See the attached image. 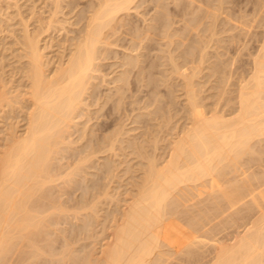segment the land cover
I'll use <instances>...</instances> for the list:
<instances>
[{
    "label": "bare ground",
    "instance_id": "6f19581e",
    "mask_svg": "<svg viewBox=\"0 0 264 264\" xmlns=\"http://www.w3.org/2000/svg\"><path fill=\"white\" fill-rule=\"evenodd\" d=\"M4 1L8 3L7 7L10 3H16V0H0V12L1 3ZM59 1L60 0H55V3L53 4H55V6H58ZM96 1L93 6H91L83 13L84 15H82V17H77L79 20L76 23H79V26L77 27L76 32L73 36L68 38L66 37V39L62 41V44L60 43L59 46L61 47V49L60 52L58 51L59 53L56 60L47 58V54L45 53L44 49L48 48L49 46L47 44V46L41 45L40 42L42 41V39L40 38L39 32H31L29 29H27L26 23L22 22V26L20 29H9L10 33H12L15 38L14 43L21 46V52L18 57L24 61L19 62V71H15V73H19L17 79L13 78L12 74L7 75V72L2 70V67L4 65H1L2 67H0V118L3 119L6 112L12 113L10 116L11 121L8 122L6 128H3L4 131H2V134L0 136V264H24V261L27 260L26 256L24 257V254L26 253H24L22 256L21 252L24 251V249L21 248L22 251H19V248L17 246L19 244L20 246L22 245L21 241L23 239H27L30 244L33 245L39 240V237L44 238V233L47 234L46 228H48V226L51 224L54 225V223L58 221L56 220V217H59L58 215H64L66 218L71 217L74 219L78 211H88L90 212V214L95 215V218H97L98 216L96 215V213L98 208L99 210L102 209V207L100 208L99 206V204L102 203L101 198L109 199L112 202L114 200L116 203L122 201V203L119 206L117 205L118 207L116 206V209L113 207L115 211L111 209H109L110 213L106 211L108 215L110 214V217H107L110 224L108 223L107 226H102L104 227V229L102 230L106 231L105 235L101 232L105 240L98 245V248H96V246L91 250L88 249V252H86L84 248V251L86 253L83 254L84 252L82 251L83 256L81 255L80 257L76 256L75 253L77 255H80V253L78 254L77 252L81 251L82 249L75 250L77 248L74 249L73 247H69L70 249L73 248L74 251H76L74 253L73 249L72 251L69 249L74 253L73 255H75L71 256L73 257L71 260L79 261L75 264H164L168 263V261L171 263H174L176 261L174 264H264V174L261 175L262 173H264V169L259 167L260 169L258 170L261 172L263 170V172H260L261 176L257 177V172L252 165V163H256V161H252V155L254 156V152L256 154L257 151H254V145H256L258 142H264V16L259 15L260 21H262L261 26L263 27V32L260 44L257 46L254 51L255 53L251 57V67L249 68L250 70L248 69L250 73L247 77L240 76V80H237V85L234 84L236 85V89L234 91L231 89L229 90L235 92V95H233L234 98H232L231 96V99L235 100L231 103H233L235 106L230 103L231 105L229 104V106L233 105L234 109L232 111V114L229 113V115H226L222 113L224 112L222 111L223 108L219 113V107H217L219 104L215 106V110H218V112H211L212 109L210 110V113H208L209 110H207L206 112L205 109H203L204 111H202L201 108L203 107V104L201 105V101L198 100L199 96L197 93L198 89H196L197 86L194 87V85H196V83L194 82V78L197 77V73L201 72H199L200 68L193 63L197 61L199 64H201L203 63V61H205V44L197 48L198 54L196 56H191V58L188 60V62H190L192 65L187 67L185 65V62L178 61L179 56L173 55L171 53L172 50H169L172 46L171 44L174 42V39H172L174 31L172 32L170 24L167 22L171 19H168L165 7L160 4V0H154L155 10L156 8L161 9V11L159 12L160 15H155L156 13L153 11L155 17H152V20H154L155 22L150 21L149 23L154 22V24L145 25L147 23L146 21L149 20H146L147 18L144 19L145 17H143L141 19H144V21L146 20L145 23H143L145 27L138 28L133 25L132 28H129L127 31H122L121 29L120 33L122 34V38H125L128 41H125L127 43L125 48L127 49L125 50L127 51V53L123 55L119 62L116 61L118 62V69L117 71H114V74L109 77L108 82L111 83V86L108 88V91L106 93H101L102 91L100 92V90L98 91L97 84L100 80H97L96 73L100 72L99 68H101L100 66L102 65L101 60L105 58L107 60L106 47L107 45H111V43L117 41V39H120V37H117L116 33L115 36L113 35V40H109L108 38L110 35L114 34L115 29L118 28L117 26L122 27L124 25V23L121 22L122 15L127 14L131 9L138 7L139 4L137 2L139 0ZM186 1L189 5L190 3L194 4L193 0ZM136 3L138 5H136ZM203 3H207V1H204ZM67 5H69V3ZM175 5L176 4H174V6ZM205 6H202L203 9ZM263 6L264 5H262V9L264 8ZM58 7H60V5ZM199 7H201V5ZM257 8L259 9L260 7ZM197 9L196 11L198 12ZM214 9H216V7ZM219 9L221 10L222 8ZM253 11H256V7ZM258 12H261L260 9ZM256 13L254 18L255 20L258 19V15L256 18ZM209 14L212 16V27H215L216 14H214V12L209 9V6L208 8L204 9V12L202 13V16L200 18L209 17ZM189 15H191V13ZM142 16L143 15H141V17ZM177 16H179V14L176 15V18H180ZM173 18L174 17H172V19ZM181 18H183V15ZM186 18L187 17L184 16L183 19ZM198 18L195 19V16L193 17V19L195 20L194 25H196V23L199 21L200 18ZM227 18L229 17L227 16ZM51 22H54V20L49 19L47 22V26H49ZM127 22L129 23V21ZM214 22L215 26H213ZM175 23L174 25H176ZM185 23H187V20ZM185 23H183V26L186 29L188 26H190V24L186 26ZM188 23H190V21ZM72 24L73 23H71V25ZM244 24L242 23L241 29L248 26L246 24L245 26H243ZM191 25L193 26V24ZM198 25H203V23H200ZM233 25L235 24L233 23ZM47 26L45 27L46 29H48ZM181 26L182 24L180 25V27ZM192 26L190 27L192 28ZM230 27H232L231 24ZM194 28L192 29L195 31ZM234 28L235 27H233V29ZM247 28L250 29V26H248ZM156 29L162 32L161 37L157 34ZM244 30L245 32H248L246 31V29ZM203 31H205V28L203 29ZM209 31L210 30H208V32ZM16 32H20L18 37L15 34ZM182 32L184 33V30H182ZM214 33L215 32H213V35ZM154 35H158L159 38H156L161 39V41L163 40L165 45H167V47H170L168 48V50H166L165 58L163 57L164 60L166 59V61L170 65V74L168 78H176L180 80L179 85L184 90L183 98H185V100H183L186 102L184 104L186 114L183 117L186 118L185 116L187 115L189 122L184 125V127H182L178 132H173L175 133L174 135H172L171 133L172 138L170 137V139L168 138V141H165L164 145H166L167 149L164 147L165 151L163 154L165 155L163 157L160 156L161 159L159 158L158 160L157 158L159 156L157 157L154 152L153 155H150V157H148L149 155H147V164H144L146 165V168H142V170H144L143 174L140 176L141 181H139L140 183L137 187L135 186L136 192H133V195H128L127 198L121 200L114 197V193L112 191L111 192L113 193V195L109 193V186H105L103 188L101 187L102 189L100 188V190L99 188L97 189L95 185H93L91 187L92 189H95V191L93 194L91 193L92 197L90 198L86 197L81 198L80 200H71V203L67 202L66 200L60 202V199V201L54 199L52 196L54 193V188L60 183L63 184V186L69 185L70 187V183L74 182V180L77 179L75 176L78 175L79 171L81 172L83 170L81 169L82 166L88 168L89 165L86 164H89L87 162L91 163V160L93 158H96L98 160L99 156H105V161L100 164L106 167L105 172L108 173L110 172V169H112L110 157L118 156L121 150L125 148L127 149V147H129L131 149V154L132 152H138V154L143 153L141 149L143 150V148L145 147H143L144 145H142L140 142L137 143V141H134V135L133 137H125L128 131L133 128L129 127L130 129H125L124 125H119L114 128V126L116 125V119L112 118L111 114L114 111H118L120 104L124 101V98L127 97V95H125L126 91H131L134 93L138 90V86L134 84V81L141 82L142 80H144V84H141L147 87L148 95L156 91V85L152 77V68L159 66H155V63L152 61V59H150V56L148 54L151 49L149 41L154 39ZM181 36L185 38L186 35L184 36V34H181ZM186 38H188V36ZM198 38L200 39V37ZM179 40L178 42H176L180 47L182 46V44L179 45ZM243 41L242 45L245 42ZM200 42L203 41L201 40ZM162 45L163 44H161V46ZM196 45L199 46L198 44ZM128 49L130 51L129 53ZM141 50H144V52ZM185 54L191 55L188 50L187 52H185ZM182 58L184 61V54ZM163 62L164 61H162L163 65H167L165 62ZM112 64L114 63H111V65ZM207 64L208 63H206L205 65L208 67ZM219 66L218 64H214L212 66L210 65L209 68L212 70V73L215 71L216 74V71L219 72ZM160 68L164 70V68ZM155 71H157V69L154 70V72ZM223 73L224 72H222V74ZM171 75L174 76L171 77ZM227 77H229V75ZM95 78L97 80V83L94 82ZM224 79L229 78L225 77ZM15 81H17V84L15 83ZM228 82L229 80L227 81V84ZM13 83H15L16 85H14ZM170 85H172V83ZM170 85L168 86L170 87ZM165 86L167 87V85ZM225 87H227V85ZM172 88L171 91L173 90ZM221 92L224 93V91L222 90ZM129 96L131 97V95ZM88 98L92 99V102H85V100H87ZM217 100H219V98ZM177 101L175 104L178 103ZM91 104H94L96 105L95 107H97L96 109L94 108V113L96 114L95 116L89 115V111L87 108L88 106L90 108ZM163 104L164 102L162 103V105ZM147 105H149V103ZM147 105L145 106L146 108ZM172 108L175 107L172 106ZM177 108L180 109L179 107ZM224 109L226 110V107ZM159 110H161V108L156 106L155 108H152V110H146V114L150 115L151 113H153L156 115L157 113H160L161 115V112H159ZM14 111H16L15 115ZM100 111H102V113L99 114L98 112ZM228 112L229 111L224 113ZM165 113L166 112H164V114ZM82 116L83 120L81 121V126L77 128V130L79 131V135L76 138L77 140L79 139V141L81 139L83 141L84 139V141H81L82 143L79 144L81 145V150L79 149L81 155L73 164L68 163L64 170L59 171L58 169L60 167L57 169L56 166L53 165V160L57 159V155L59 153H63L65 155L66 152L64 151V153L62 150H67V148L70 147L71 143L74 140H68L70 138L69 134L71 133L70 128L72 127V129H76L75 127H73L78 123L75 119L77 117H79L80 119V117ZM101 116L105 119L96 121L97 126L99 127L94 128L93 123H88L92 117L100 120L99 117ZM137 116L138 114H134L131 121L135 122ZM181 117L182 116H180V118ZM5 118L7 119L6 116ZM126 119L127 117L125 118V120ZM138 119L140 120V118ZM152 120L150 119V122ZM167 122H165V124L161 122V124L166 125ZM166 129L167 128H165V131ZM150 132H148V134ZM66 138L68 139L66 140ZM155 139L153 141L151 140L153 142L154 148L157 146ZM74 144L75 143L73 142L72 146ZM68 149L70 151L71 148ZM72 149L77 148L72 147ZM79 150H77L78 153ZM118 150H120L119 153H117ZM161 153L162 150L159 154ZM257 154H259V151ZM262 155L264 156V154ZM256 159H261V157ZM261 160L259 161L262 165L263 163L261 162ZM258 166H260V164ZM227 174L231 176L228 178L226 176ZM74 177L76 179H74ZM69 192L70 191H67L66 193ZM60 197L58 196V198ZM205 199H208V203L204 204L202 202ZM188 206L193 208L195 207L194 209L190 208V210L195 211H189ZM76 209L77 211L71 212V210ZM69 211L70 214L67 213ZM106 212H104L105 215ZM63 213H66L67 215ZM104 213L102 215H104ZM176 213H182L180 215H183L181 216V218L179 215V219L184 220H182L184 223H182L180 227H177V224L175 225L173 223L174 220H172V216H174ZM97 214L99 215V212ZM105 215L104 218H106ZM64 216H62V222H64L63 218L65 220ZM85 216L90 218V216ZM85 216H82V219L84 221L89 220V218L85 219ZM176 216L177 215H175V217ZM219 216H226L225 218H227V216L230 217L231 220L227 221L231 222L232 224L235 223L236 225L231 224L233 227H235V229L237 227H241V229L237 228V231H235V229L233 228L236 233H234V235L233 233H231L233 236L230 237V240L228 242L227 240L224 241L225 239L221 241L220 238H216L218 237V232H220L219 230H223L221 228L224 226L220 224L218 226L219 228H221L219 230L217 229L218 226L214 221H220L221 218ZM99 217L102 216L99 215ZM218 217L219 219L216 220ZM68 220L66 219L65 222ZM96 220L97 219H95L94 221V219L92 218V220L90 219L89 223L87 224L85 221V224L87 226L90 225V228L92 229L91 222H96ZM227 221L225 222L228 223ZM225 222H223L225 225L230 226L229 223L226 224ZM98 223H100V221ZM94 224L93 228L95 227ZM86 225L84 227H86ZM215 226L217 227L215 228ZM225 227L226 226H224V228ZM214 229H217L218 232L214 231ZM85 230L87 229L83 228L80 233H86ZM90 230L88 231V233L90 232ZM211 230L213 234H211ZM92 231L93 230H91V232ZM209 231L210 233H208ZM63 232L65 233V230ZM95 232L93 234H96ZM60 233H57L58 236ZM80 233L79 235H81ZM92 233L89 234L91 235ZM77 235L78 234L75 235L76 237L74 236V238H72L74 241H70L71 238L69 239L70 242L67 241V238L63 239L65 241V245L72 244L73 242H76L78 238H82L79 235V237L77 238ZM87 235L86 237L90 236ZM96 235H94L93 237H95ZM98 236L100 237V235ZM61 237L62 236H59V238ZM65 237L71 236H65L64 234V238ZM95 238L97 241L98 238ZM99 241H101V239H99ZM99 241L97 242L99 243ZM60 242H62V240H60ZM197 242L199 246L197 244V246L193 245ZM49 245L52 246V244ZM43 246L44 245H42L41 247ZM191 246L194 247V249H191ZM185 248H187V250H185ZM36 249L34 251H36ZM51 251H53V249ZM176 252H178L177 254H179L180 252V254L178 256L175 254L176 258H174L172 255H174V253ZM181 253L184 255L183 257H181ZM31 254L33 255V253ZM58 254L61 253L58 252ZM29 255H27V257ZM34 257H36V255ZM30 258L33 259L32 256ZM60 258H62L61 255ZM60 258L56 260L58 261L57 263H59V261L62 262V260L65 261L68 259V257H64V259L62 258L61 260ZM171 258H174L176 260L174 261ZM32 261L34 262V259L29 262L32 264ZM42 261L43 263H45L43 259H41V262ZM64 261L62 263H64Z\"/></svg>",
    "mask_w": 264,
    "mask_h": 264
},
{
    "label": "rangeland",
    "instance_id": "374dc122",
    "mask_svg": "<svg viewBox=\"0 0 264 264\" xmlns=\"http://www.w3.org/2000/svg\"><path fill=\"white\" fill-rule=\"evenodd\" d=\"M55 0H16V5L13 4V3H10L9 6L7 7L8 3L6 1L2 2L1 3V12H0V67H2V70L3 71H6L7 72V75L9 74H12L13 75V78L17 79L18 78V75L19 73H15L18 72V67H19V62H23L24 60L20 59L18 57V55H20V52H21V46L18 45V44H15L14 42V36L12 33H10V30L11 29H20L21 26H22V22L26 23L27 24V29H29L31 32H36L40 34V38L42 39V41L40 42L41 45H48L49 47L48 48H45L44 51L45 53L47 54V58H50L51 60H56L57 58V55L58 53L60 52V49L61 47L59 46L60 43L62 44V41H64L66 39V37H71L75 34L76 32V29L77 27L79 26V23H76L80 18L82 17V15H84L83 13L88 10L91 6H93L95 4V1L96 0H60L59 1V5L60 7L58 6H55V3L54 2ZM63 1V2H62ZM165 0H160V4H162L164 7H165V10L167 12V17L168 19H171L169 21H167L169 24H170V28L172 30V32L174 33L173 35V38L174 39V42L171 44V48L170 47H167V45H165V43L163 42V40L161 41V39H157L159 38L158 35H160L161 37V31H159L158 29L154 30L157 32V36L154 35V39H152L150 42V47L152 49H150L149 51V56H150V59H152V61L155 63V66H159V67H153V71H152V77L154 79V82H155V85H156V91L150 95H148L147 93V87H145L143 84H144V80H142L141 82H136L134 81V84L138 86V90L136 92H131V91H126L125 92V95H127V97L124 98V101L120 104L119 106V109L118 111H114L112 112L111 114V117L112 118H115L116 119V125L114 126L117 127L119 125H124L125 129H130V128H133L131 130L128 131L127 135L126 136H129V137H133L134 135V141H137V143H141L142 145H144L143 147V150L141 149V151L144 153L142 154H138V152H132V154L130 153L131 149L129 147H127V149H123L121 150H118L117 153H119V157L118 156H111L110 158V163L112 165V169H110V172L106 173L105 170H106V167L102 166V164L100 163H103L105 161V156H99L98 160L96 158H93L91 160V163L90 162H87L89 164H86V165H89V167H85V166H82L81 169H83L81 172L79 171L78 175L74 177V182L70 183V187L69 185L66 186L63 184H59L58 186H56L55 189L54 188V193H53V198L54 199H57L58 201L60 202H63L64 200H66L67 202L71 203L73 200H80L81 198H86V197H92V194L94 193L95 189H92L91 186L95 185V187L98 189H100L101 187H105V186H109L108 190H109V193L113 195L114 193V197L116 198H119V199H124V198H127L128 195H133L132 193L136 192L135 188L138 186V184L140 183L139 181H141V178L140 176L143 174V170L146 168V165H144L145 163L147 164V155H149L148 157H150V155H153V152L154 154L158 157H156L158 160L160 158V156H164L165 154L164 151H165V148L167 149L166 145L165 144V141H168V138L170 139V137L172 135H174L176 132H178L182 127H184V125H186L188 122H189V119L187 118V115L185 116L186 118H184L183 116L186 114L185 113V98H183L184 96V90L182 89V87L179 85L180 84V80L176 79V78H168L169 77V70H170V65L168 64V62L166 61V59L164 60L165 58V55H166V50H168V48H170L169 50H172L171 53L173 55H178L179 58H178V61H181V62H185V65L188 67L190 65H192L190 62H188V60L191 58V56H196L198 54V49L200 46L204 45L205 44V47H204V51H205V54H204V60L203 63L199 64L197 61H195L193 64H196L200 70L199 72L201 73H197V77L194 78V82L196 83L195 86L197 90V93H198V100L201 101V105L203 104V107L201 108L202 111H204L203 109H205V111L207 112V110H209L208 113H210V110L212 109L211 112L213 111H217L218 110H215V106L219 107V113L221 112L222 108L224 112H227L229 111L228 113H224L222 112L223 114H226V115H229V113L232 114V111L234 109V104L231 103V102H234L235 100L231 99V96L232 98H234L233 95H235V92H233L235 89H236V85L238 83V81L240 80V76L242 77H247L248 74L250 73V67H251V57L252 55L255 53V49L257 48V46L260 44V41H261V38H262V32H263V27L261 26L262 25V21H260V18H259V15L261 16H264V8L262 9V5H264V0H263V3H262V0H193L194 4L190 3V5L187 3L186 0H166L165 2H163ZM206 2L207 3H203V2ZM209 1V2H208ZM260 3L262 4H258L257 3ZM143 2V3H142ZM174 2V3H173ZM197 2V3H195ZM66 3V4H65ZM69 3V5H67ZM97 3V1H96ZM139 4L138 7L136 8H133L130 10L129 13L127 14H123L122 17H121V22L124 23V25L122 27L120 26H117L118 28L115 29V32L114 34L110 35L109 36V40H113L114 39V36L117 34V37L120 39H117V41H115L114 43H111V45H107L106 49H107V60L106 58L101 60L102 62V65L100 66L101 68L100 69V72L99 73H96L97 75V80H100L98 81V91L100 90L101 93H106L108 91V88L111 86V83L108 82L109 81V77L111 75L114 74V71H117L118 67V62L120 61V59L123 57V55L125 53H127V49L126 48V45L128 42L127 39L125 38H122V34L120 33L121 29L122 31H127L129 28H132V26L134 25L135 27H138V28H142V27H145V25L147 24H154V20H152V17H155V15H160L159 12L161 11L160 8H156L155 10V2L154 0H139L137 2ZM136 3V5H138ZM142 3V5H141ZM179 3V4H178ZM186 3H187V6H186ZM199 3H203V4H199ZM211 3V4H210ZM215 3V4H214ZM75 4V5H74ZM174 4H176L174 6ZM197 4V5H196ZM199 4V5H198ZM221 6H220V5ZM13 5V6H11ZM62 5V6H61ZM141 5V6H140ZM179 5V6H177ZM201 5L202 6H205V8H208L209 6V9L214 12V14H216V26H215V22H214V25L215 27H212V16L209 14V17H204V18H200L202 16V13L204 12V9L203 7H199ZM218 5V6H217ZM174 6V7H173ZM195 6V7H194ZM214 6V7H213ZM220 6V7H219ZM52 7V8H51ZM152 9H151V8ZM178 7H179V10H178ZM198 7V9H197ZM216 7V9H219V8H222L220 11L219 10H216L214 9ZM256 7V11L260 9V11L262 12H258L256 13V11L254 12L253 10L255 9ZM257 7H260L259 9ZM264 7V6H263ZM71 8V9H69ZM85 10H84V9ZM142 8V9H141ZM190 8V9H189ZM195 8V9H194ZM74 9V10H73ZM154 9V10H153ZM196 9L198 10V12L196 11ZM203 9V10H201ZM231 9V10H230ZM262 9V10H261ZM56 10V11H55ZM136 10V11H135ZM142 10V11H141ZM215 10V11H213ZM223 10V11H222ZM51 11V12H50ZM55 11V13H54ZM156 13L154 15V12ZM157 11V12H156ZM182 11V12H181ZM196 11V12H195ZM17 12V13H16ZM19 12V13H18ZM185 12V13H184ZM188 14H187V13ZM191 15H189L190 13ZM219 12V13H218ZM222 12V13H221ZM2 13V14H1ZM55 15H54V14ZM58 13V14H57ZM139 13V14H138ZM176 13V14H175ZM193 13V14H192ZM198 13V14H196ZM230 13V14H229ZM255 13H256V18H257V15H258V19L255 20ZM260 13V14H258ZM51 14V15H50ZM53 14V15H52ZM137 14V15H135ZM154 16H153V15ZM177 17H180V18H176V15H178ZM186 14V15H184ZM50 17H49V16ZM127 15V16H126ZM140 15V16H139ZM141 15H143L141 17ZM152 15V16H151ZM183 15V18L184 16H186L187 18L186 19H183L181 18ZM188 15V16H187ZM193 15V16H192ZM198 15V16H196ZM2 16V17H1ZM192 16V17H191ZM195 16V19L198 18L199 21L196 23V25H194V22L195 20L193 19V17ZM227 16L229 18H227ZM48 17V18H47ZM52 17V18H51ZM78 17V18H77ZM145 17L144 19L146 20H149V21H146L147 23L144 25L143 23H145L144 19L142 20L141 18ZM150 17V19H149ZM172 17H174L172 19ZM191 17V18H190ZM197 17V18H196ZM231 17V18H230ZM176 18V19H175ZM207 18V19H205ZM228 19V22H227V19ZM49 19H52L54 20V22H51L49 26H47V22ZM139 19V20H138ZM182 19V21H181ZM174 20V21H172ZM184 20V21H183ZM187 20V23L190 21V23H185ZM191 20H194V21H191ZM231 20V21H230ZM236 20V21H235ZM259 20V21H258ZM2 21V22H1ZM127 21H129V24ZM132 21V22H130ZM150 21H154V22H151L149 23ZM171 21V22H170ZM206 21V22H205ZM209 25H208V23ZM210 21V22H209ZM225 21V22H224ZM64 22V23H63ZM127 22V23H126ZM136 22V23H135ZM187 25L190 24V26H192L191 24H193V27L195 29V31L190 27L188 26L186 29L185 27L183 26V23ZM218 22V23H217ZM230 22V23H229ZM256 22V23H255ZM71 23H73L71 25ZM76 23V24H75ZM139 23V24H138ZM173 23V24H172ZM174 23L176 25H174ZM180 23V24H179ZM200 23H203V25H198ZM205 23V24H204ZM233 23L235 25H233ZM242 23L250 26V29L247 28L248 26L246 27H243L242 28ZM3 24V25H2ZM53 24V25H52ZM60 24V25H59ZM70 24V25H69ZM139 26H137V25ZM178 24V26H177ZM182 24V26L180 27V25ZM226 24V25H225ZM229 24V25H228ZM230 24L232 27H230ZM245 24L243 26H245ZM258 26H257V25ZM29 25V26H28ZM47 26L48 29H46L45 27ZM75 25V26H74ZM131 25V27H130ZM143 25V26H141ZM199 28H198V26ZM241 25V26H240ZM74 26V27H73ZM157 26V25H156ZM173 28H172V27ZM127 27V28H126ZM180 27V28H179ZM197 27V28H196ZM227 27V29H226ZM233 27H235L233 29ZM240 27V28H239ZM40 28V29H39ZM42 28V29H41ZM69 28V29H68ZM190 28V29H189ZM205 28V31H203V29ZM211 28V29H209ZM213 28V29H212ZM215 28V29H214ZM233 30H232V29ZM10 29V30H9ZM73 29V30H72ZM192 29V30H191ZM199 29V30H198ZM210 30L208 32V30ZM239 29V30H238ZM248 31V32H245V30ZM3 30V31H2ZM178 30V31H177ZM182 30H184V33L182 32ZM198 30V31H197ZM212 30H215V31H212ZM225 30V31H224ZM230 30V31H228ZM251 32H250V31ZM9 31V32H8ZM188 34H187V32ZM190 31V32H189ZM203 31V32H202ZM217 31V33H216ZM244 33H242V32ZM65 32V33H64ZM72 32V33H71ZM119 32V34H118ZM182 32V33H181ZM186 32V34H185ZM198 32V33H197ZM213 32L214 35H213ZM19 33L20 32H16L15 34L17 35V37L19 36ZM67 33V34H66ZM116 33V34H115ZM160 33V34H159ZM177 33V34H176ZM197 35H196V34ZM210 33V34H208ZM212 33V34H211ZM12 34V35H11ZM180 34V35H178ZM181 34L185 36V38L188 36V38H183V36H181ZM199 34V35H198ZM216 34V35H215ZM247 34V35H246ZM250 34V35H249ZM114 35V36H113ZM120 35V36H119ZM176 35V36H175ZM236 35V36H235ZM246 35V36H245ZM113 36V38H112ZM180 38H179V37ZM202 36V37H201ZM206 36V37H205ZM231 36V37H230ZM112 39H111V38ZM157 37V38H156ZM200 37V39L198 38ZM241 37V38H240ZM176 38V40H175ZM185 40H183V39ZM206 38V39H205ZM212 38V39H210ZM124 39V40H123ZM165 39V38H164ZM180 39V40H179ZM205 39V40H204ZM243 39V40H241ZM122 40V41H121ZM157 40V41H156ZM178 40H179V45L182 44V46H178ZM198 40V42H197ZM203 41V42H200V41ZM209 40V41H208ZM240 40V41H239ZM119 41V42H118ZM126 41V42H125ZM165 41V40H164ZM177 41V42H176ZM191 41V42H189ZM196 41V42H195ZM212 41V42H211ZM230 41V42H229ZM242 41L244 42V44L242 45ZM50 42V43H49ZM163 42V43H162ZM183 42V43H182ZM58 43V44H57ZM122 43V44H121ZM185 43V44H184ZM208 43V44H207ZM124 44V45H123ZM152 44V45H151ZM161 44H163L161 46ZM173 44H174V47H173ZM196 44H198L199 46H197ZM46 45V46H47ZM53 45V46H52ZM123 45V46H122ZM165 45V46H164ZM192 45V46H190ZM207 45V46H206ZM20 46V48H19ZM115 46V47H114ZM117 46V47H116ZM121 46V47H120ZM211 46V47H210ZM219 46V47H218ZM241 46V47H240ZM124 47V48H123ZM176 47V48H175ZM188 47V48H187ZM196 47V48H195ZM207 47V48H206ZM223 47V48H222ZM228 47V48H227ZM243 47V48H242ZM6 48V49H5ZM8 48V49H7ZM166 48V49H164ZM180 48V49H179ZM210 48V49H209ZM47 49V50H46ZM124 49V50H123ZM175 49V50H174ZM176 49H177V52H176ZM191 49V50H189ZM207 49V50H206ZM228 49V50H227ZM56 50V51H55ZM122 50V51H121ZM188 52L191 53V55L189 54H185V52ZM226 50V51H225ZM59 51V52H58ZM144 52V50H141ZM175 51V52H174ZM179 51V52H178ZM185 51V52H184ZM193 51V53H192ZM209 51V52H208ZM222 51V52H221ZM224 51V52H223ZM12 52V53H11ZM119 52V54H118ZM123 52V54H122ZM129 49H128V53H129ZM226 52V53H225ZM131 53H134V52H131ZM157 53V54H156ZM177 53V54H176ZM180 54V55H179ZM184 54V61H183V56ZM207 54V55H206ZM222 54V55H221ZM15 56V57H14ZM159 56V57H158ZM3 57V58H2ZM5 57V58H4ZM161 57V58H160ZM164 57V58H163ZM181 57V59H180ZM187 57V58H185ZM214 57V58H213ZM218 57V58H217ZM232 59V63H231V59ZM20 59V60H19ZM109 59V60H108ZM219 59V60H218ZM19 60V61H18ZM159 60V62H158ZM218 60V61H217ZM118 61V62H116ZM162 61H164L167 65H163L162 64ZM187 61V62H186ZM215 61V62H214ZM163 62V63H164ZM218 62V63H217ZM250 62V63H249ZM105 63V64H104ZM111 63H114L111 65ZM206 63H208V67L205 65ZM222 63V64H220ZM214 65V64H218V71L220 72H217L216 71V74H215V71L212 73V70L209 68L210 65ZM229 66H228V65ZM2 65V66H1ZM110 66V67H108ZM184 66V67H186ZM203 66V67H202ZM117 67V68H116ZM160 67L164 68V70H162ZM168 67V68H167ZM205 67V68H204ZM207 67V68H206ZM5 68V69H4ZM17 68V69H16ZM112 68V69H111ZM220 68V69H219ZM225 68V69H224ZM236 68V69H235ZM155 72H158V73H155L154 70H156ZM202 69V70H201ZM223 69V70H222ZM231 69V70H230ZM249 69V70H248ZM227 70V71H226ZM163 71V73H162ZM208 71V72H207ZM224 72L222 74V72ZM230 71V72H229ZM109 72V73H108ZM113 72V73H112ZM154 72V73H153ZM167 72V73H166ZM14 73V74H13ZM228 73V74H227ZM247 73V75H246ZM234 74V75H233ZM245 74V75H244ZM106 75V76H105ZM156 75V76H155ZM159 75V76H158ZM211 75V76H210ZM229 75V77L227 76ZM161 76V77H160ZM174 76V75H173ZM171 75V77H173ZM199 76V77H198ZM99 77V78H98ZM163 77V78H162ZM165 77V78H164ZM220 77V78H218ZM229 78V79H224V78ZM232 77V78H231ZM96 78L93 80L95 83H97V80ZM101 79H102V83L101 82ZM198 79V80H197ZM19 80V79H18ZM156 80V81H155ZM162 80V81H161ZM172 80V81H171ZM225 80H226V84H225ZM229 80L228 84H227V81ZM238 80V81H237ZM167 81V83H166ZM223 81V82H222ZM160 82H164L163 84L160 83ZM178 82V83H177ZM15 83L17 84V81H15ZM15 83H13L14 85H16ZM143 83V84H141ZM172 83V85H170ZM194 83V84H195ZM218 83V84H217ZM220 84V85H219ZM225 84V85H224ZM233 84V85H232ZM236 84V85H234ZM101 85V87H100ZM162 85V86H161ZM167 85V87L165 86ZM170 85V87L168 86ZM178 85V86H176ZM223 85V86H221ZM227 85V87H225ZM108 86V87H106ZM135 86V87H137ZM145 87V88H144ZM173 87V88H172ZM175 87V88H174ZM181 87V88H180ZM215 87V88H214ZM217 87V88H216ZM224 87V88H223ZM105 88V89H104ZM161 88V89H160ZM164 88V89H162ZM171 88L173 89L171 91ZM177 88V89H176ZM222 88V89H221ZM144 89V90H143ZM160 89V90H158ZM175 89V90H174ZM181 89V90H180ZM226 89V90H224ZM233 90V91H229V90ZM143 90V91H142ZM145 90H146V93H145ZM164 90V91H162ZM166 90H167V94H166ZM224 91V93L221 92ZM158 91V93H157ZM170 91V92H169ZM181 93H180V92ZM199 91V92H198ZM131 92V93H130ZM161 92V93H159ZM164 92V94H163ZM183 92V93H182ZM233 92V93H232ZM159 94H162V95H159ZM165 94H166V97H165ZM171 94H172V98H171ZM179 94V95H178ZM131 95V97L129 96ZM154 95V96H153ZM175 96V99H174V96ZM149 96V97H148ZM221 96V97H219ZM134 97V98H133ZM227 99H226V98ZM128 98V99H127ZM157 98V100H156ZM219 98V100H217ZM229 98V99H228ZM184 99V100H183ZM227 101H226V100ZM179 100V101H177ZM203 100V101H202ZM223 100V101H222ZM230 100V101H229ZM126 101V102H125ZM155 101V102H154ZM158 101V102H157ZM168 101V102H167ZM176 101L178 102L177 104ZM182 101V102H181ZM85 102H92V99L88 98L87 100H85ZM125 102V103H124ZM164 102V104L162 105V103ZM228 102V103H227ZM149 103V105H147ZM160 105H158V104ZM169 105H168V104ZM222 103V104H220ZM233 104L232 106H229V104ZM125 104V105H124ZM227 104V105H225ZM230 104V105H231ZM94 105V104H93ZM92 104L90 105V108L88 106V111H89V115L91 116H95L96 114L94 113L95 112V109L97 107H95L96 105L93 106ZM122 105V107H121ZM147 105V108L145 107ZM154 105V106H153ZM206 105V106H205ZM214 105V107H213ZM224 105V106H223ZM149 106V107H148ZM160 107L161 110H159V112H161V115L160 113H157L156 115L151 113L150 115L146 114L147 111L149 110H152V108H155V107ZM175 107V108H172ZM184 106V108H183ZM222 106V107H221ZM136 109H134V108ZM139 109H138V108ZM143 107V108H141ZM168 107V108H167ZM177 107H179L180 109H178ZM205 107V108H204ZM209 107V108H208ZM212 107V108H211ZM226 107V110L224 109ZM95 108V109H94ZM121 108V109H120ZM171 108V109H169ZM91 109V110H90ZM129 109V110H127ZM132 109V110H131ZM134 109V110H133ZM143 109V110H142ZM167 109V110H166ZM170 111H169V110ZM177 109V110H176ZM7 110V109H6ZM9 110V109H8ZM121 112H120V111ZM123 110V111H122ZM136 110V111H135ZM138 110V111H137ZM145 110V111H144ZM147 110V111H146ZM164 110V111H162ZM125 111V112H124ZM132 111V112H130ZM144 111V112H143ZM168 111V112H167ZM91 112V113H90ZM124 112V114H123ZM141 112V113H140ZM164 112H166L164 114ZM175 112V113H174ZM10 112H6L5 116L7 117V119L4 118L0 120V136L2 134V131H4L3 128H6V125L8 124V122L11 121V114L9 115ZM99 114L102 113V111L98 112ZM97 113V114H98ZM132 113V114H131ZM16 114V111H14V115ZM122 117H121V115ZM126 114V115H125ZM134 114H138L137 118H136V121L135 122H132V116ZM164 114V115H163ZM2 115V114H1ZM9 115V116H7ZM129 115V116H127ZM165 115H168V116H165ZM172 117H171V116ZM170 116V117H169ZM180 116H182L180 118ZM85 117V116H84ZM127 117V119L125 120V118ZM130 117V118H129ZM99 119H95V117H92L90 120H89V124H92L93 123V127H99L97 126V122L96 121H101L102 119H105L104 117H99ZM140 118V120L138 119ZM147 118V119H146ZM130 119V120H129ZM150 119H154L150 122ZM159 119V120H158ZM170 119V120H169ZM188 121H187V120ZM76 122L77 125L73 126L75 127L76 129H72V127L70 128V131L71 133L69 134L70 138H66V140H73V142L75 143L73 146V142L71 143L70 147L68 148H71L70 151L69 149L67 148V150H62L65 155L63 153H59L57 155V159H54L53 160V165L56 166V168L58 169L59 167V171H62L66 168V166L69 164H73L76 159L81 155L80 154V150H81V145H79L80 143H82L84 141H82V139L79 141V139L77 140L76 138L78 137L79 135V131L77 130V128H79L81 126V121L83 120V116L80 117H77L76 119ZM80 120V122H79ZM130 122H129V121ZM149 120V121H148ZM166 120V121H165ZM13 121V119H12ZM154 121V122H153ZM156 121V122H155ZM158 121V123H157ZM169 121L165 124V122ZM185 121V122H184ZM187 121V122H186ZM137 122V123H136ZM147 122V123H146ZM160 122V123H159ZM164 123V124H161ZM184 123V124H183ZM80 124V125H79ZM141 124V126H140ZM150 125V126H149ZM157 126V127H156ZM130 127V128H129ZM136 127V128H135ZM149 127V128H148ZM152 127V128H151ZM179 129H177V128ZM165 128L166 131H165ZM169 128V129H168ZM162 129V130H161ZM159 132H157V131ZM170 130V131H169ZM137 131V132H136ZM140 131V132H139ZM151 131V132H150ZM153 131V132H152ZM176 131V132H175ZM74 132V133H73ZM76 132V133H75ZM148 132H150L148 134ZM175 132V133H173ZM137 133V134H136ZM143 133H146V134H143ZM170 133V134H169ZM172 133V135H171ZM136 134V135H135ZM159 136H158V135ZM168 134V135H167ZM156 135V136H155ZM149 136V137H148ZM151 136V137H150ZM155 139L156 137V143H157V146H156V143H155V148L153 147V138ZM162 136V137H160ZM159 137V138H158ZM174 137V136H173ZM152 138V139H151ZM167 138V139H166ZM172 138V137H171ZM144 139V140H143ZM148 139V140H147ZM159 139V141H158ZM164 139V140H163ZM152 140V141H151ZM82 141V142H81ZM77 142V143H76ZM149 142V143H148ZM255 143V142H254ZM257 143V142H256ZM164 146H163V145ZM258 144V145H257ZM255 146V149L254 151H256V154L258 153L259 151V154H255L254 152V156L252 155L253 159L252 161H256V163L260 164V166H258L256 163H252L253 165V168L255 169V171L257 172L256 175H258L257 177H260L261 175H263L264 173L263 170L262 172L259 171L258 169H260L259 167L263 168L264 169V156L262 154H264V142H258ZM78 145V146H77ZM161 145V146H160ZM260 145V146H259ZM147 146V147H146ZM152 146V147H151ZM257 146V147H256ZM72 147H76L77 149H72ZM151 147V148H150ZM161 147V148H159ZM165 147V148H164ZM262 147V148H261ZM153 148V149H152ZM254 148V147H253ZM261 148V149H260ZM66 149V148H65ZM80 149V150H79ZM149 149V150H148ZM72 150V152H71ZM76 150V151H75ZM79 150V153L78 151ZM129 150V151H128ZM152 150V151H151ZM158 150V152H157ZM162 150V153L159 154ZM262 150V151H261ZM71 153H69V152ZM75 152V153H73ZM129 152V154H128ZM147 154H146V153ZM151 152V153H150ZM73 153V154H72ZM166 153V152H165ZM63 154V155H62ZM69 154V155H68ZM123 154V155H122ZM129 156H128V155ZM138 154V155H137ZM158 154V155H157ZM163 154V155H162ZM262 156H261V155ZM61 155V157H60ZM68 155V156H67ZM75 155V156H74ZM127 155V156H126ZM260 155V156H259ZM66 156V157H64ZM70 156V157H69ZM142 156V157H141ZM74 157V158H73ZM76 157V158H75ZM121 157V158H120ZM133 157V158H132ZM147 157V158H148ZM261 159H256V158H260ZM117 158V159H116ZM120 158V159H119ZM144 158V159H143ZM245 158V157H244ZM131 159V161H130ZM146 159V160H145ZM161 159V158H160ZM249 159V160H250ZM139 160V161H138ZM144 160V161H143ZM263 163L261 165L260 161ZM97 163H96V162ZM125 161V162H124ZM121 162V163H119ZM124 162V163H123ZM128 162V163H127ZM143 162V163H142ZM114 163V164H112ZM56 164V165H55ZM58 164V165H57ZM121 164V166H120ZM256 164V165H255ZM94 167H93V166ZM99 166V167H98ZM144 166V167H143ZM258 166V168H257ZM263 166V167H262ZM93 167V168H92ZM139 167V168H138ZM96 168V169H95ZM125 168V169H124ZM136 168V169H135ZM142 168H144L142 170ZM257 168V169H256ZM142 171H140V170ZM253 169V170H254ZM123 170V171H122ZM84 171V173H83ZM98 171V172H97ZM126 171V173H125ZM140 171V172H139ZM55 172V171H54ZM133 172V173H132ZM139 174H138V173ZM262 174H261V173ZM87 173V174H86ZM125 173V174H124ZM128 173V174H127ZM229 173V172H228ZM81 174V175H80ZM98 174V175H97ZM106 174V176H105ZM137 174V175H136ZM255 174V173H254ZM261 174V175H260ZM124 175V176H123ZM130 178H129V176ZM134 175V176H133ZM136 175V176H135ZM83 176V177H82ZM132 176V177H131ZM228 178L231 176L229 174L226 175ZM128 177V178H127ZM136 179H135V178ZM126 178V179H125ZM113 179V180H112ZM140 179V180H139ZM90 180V181H89ZM102 180H105V181H102ZM124 181V182H123ZM96 182V183H95ZM111 182V183H110ZM131 182V183H129ZM105 183V184H104ZM76 184V186H75ZM101 184V185H100ZM130 184V186H129ZM136 184V185H134ZM81 185V186H80ZM114 185V186H113ZM126 185V186H125ZM132 185V186H131ZM66 186V187H65ZM73 186V187H72ZM75 186V187H74ZM78 186V187H77ZM136 186V187H135ZM77 187V188H76ZM111 187V188H110ZM126 187V188H125ZM132 187V188H131ZM67 188V189H66ZM101 188V189H102ZM100 189V190H101ZM134 191H133V190ZM56 191V192H55ZM58 191V192H57ZM67 191H70L69 193H66ZM86 191V192H85ZM89 191V192H88ZM113 193H112V192ZM131 191V192H130ZM58 193V194H57ZM92 193V194H91ZM131 193V194H130ZM56 195V196H54ZM85 195V196H84ZM58 196L60 198H58ZM126 196V197H125ZM79 198V199H78ZM60 199V200H59ZM72 200V201H71ZM207 200V201H206ZM101 202L99 204L100 208L102 207V209L97 210V213L99 212V215L102 216V217H99V215L96 213V215L98 216L97 218H95V215L93 214H90V212H85V211H78L77 214H76V217L73 219L71 217H65L64 215H58L59 217L57 218L56 217V223L51 224L48 226V228H46V231H47V234L44 233V238L42 237H39V240L34 243L33 245L30 244V242L27 240V239H23L21 241V246L20 244L17 246L19 248V251L21 250V248L24 249V251L21 252V255L23 256L24 253H26L27 255H29V259L27 257L26 254H24V257L26 256L27 260L24 261V264H29L31 262V260L34 259V262L32 261V264L33 263H36V264H74L76 262H79V261H72L71 259L73 257L71 256H80L81 255L83 256V254H85L86 252H88V249H92L93 247H96L98 248V245L102 242H104L105 238L102 234L105 235V232L104 230V227L102 226H107V224L109 223L107 217L109 216L110 217V214L108 215L107 212L110 213V210H113L115 211V207L118 205H121L122 201L121 202H118L116 203L114 200L113 203L111 200L109 199H103L101 198ZM112 202V203H111ZM202 203H208V199H205ZM114 204V205H113ZM117 206V207H118ZM115 209H114V208ZM189 207V211H192L194 212L195 210H190V208L194 209L193 207ZM113 208V209H112ZM188 209V208H187ZM74 211H77L76 210H71V212H74ZM107 211V212H106ZM112 211V212H113ZM106 212V215L105 213ZM111 212V213H112ZM70 214V211L67 212ZM81 213V214H80ZM86 213V214H85ZM104 213L105 217L104 218V215H102ZM63 214H66V213H63ZM72 214V213H71ZM80 214V215H79ZM182 214V213H176L175 215H177L175 217L172 216V220H174V224L178 227H180L182 225V223H184L181 219H179V215ZM67 215V214H66ZM85 215L87 216H90L89 217H86ZM62 216L65 217V220L69 219L68 221L65 222L64 218H63V221L62 222ZM82 216H85V219H88L89 220H85L86 221V224L89 223L90 219L92 220V218L94 219H97L98 222L100 221V223L97 222H91V225H92V229L90 228L91 226L90 225H86L85 224V221L82 219L83 217ZM93 216V217H92ZM181 216L183 215H180V218ZM92 217V218H91ZM221 219L220 221H214L216 223V225H224L226 226L224 228V226L221 228L223 230H219V226H218V230L221 232H218V230L214 229V231H217L219 234L218 237L216 238H220V240H224L227 242L230 240V237L234 235V233H236L235 231H237V228L241 229V227H237L235 229V227H233L232 225H236L235 223L232 224L231 222L227 221V220H231L230 217L227 216V218H225L226 216H219ZM219 217L216 219L218 220ZM73 219V220H72ZM78 219V220H77ZM110 219V218H109ZM186 219V218H184ZM224 220V221H222ZM182 221V222H181ZM222 221V222H221ZM227 221L230 226L228 225H225L223 222ZM84 222V223H83ZM105 222V223H104ZM95 223V224H94ZM98 223V225H97ZM104 223V224H103ZM172 223V224H173ZM218 223V224H217ZM226 223V222H225ZM226 223V224H228ZM84 224V225H83ZM93 224H94V228H93ZM110 224V223H109ZM173 224V225H174ZM232 224V225H231ZM241 224V223H240ZM79 225H80V228H79ZM82 225V226H81ZM86 225V227H84ZM215 226V228L217 227ZM82 227V228H81ZM79 228V229H78ZM85 228L87 230H85L86 233L83 232L84 234V237H83V234H81L80 232L82 231V229ZM235 231H234V229ZM48 229V230H47ZM93 230L95 232L96 230V234H93L91 232V230ZM166 229V228H165ZM54 230V231H53ZM62 230V231H61ZM65 230V233L63 232ZM78 230V231H77ZM80 230V231H79ZM90 230L89 233H92L91 235L88 233V231ZM52 231V232H51ZM84 231V230H83ZM227 231V232H226ZM234 231V232H233ZM61 232V233H60ZM65 236H71V237H65L64 238V234ZM79 232L81 235H79ZM102 232V234H101ZM57 233H60L62 235L59 234V236H62L61 238H59L58 234ZM78 234L80 237L82 238H78L79 236L77 235V238L78 240H76V242H73L72 244H67L65 245V241L63 239H68L67 241L70 242L71 240H73L72 238H74V236L76 234ZM210 233V231L208 232ZM216 233V232H215ZM227 233V235H226ZM233 233V235L231 234ZM53 234V235H51ZM90 236H88V235ZM211 234L212 233V230H211ZM56 235V236H55ZM86 235L88 237H86ZM94 235H96L95 237H99L98 235H100V237L98 238L97 241H99V239H101V241H99V243L96 241V238L93 237ZM223 235V236H222ZM49 236V237H48ZM53 236V237H52ZM92 236V237H91ZM76 237V236H75ZM226 237V238H225ZM228 237V238H227ZM48 238V239H47ZM71 238V239H70ZM95 238V239H94ZM104 238V239H103ZM70 239V241H69ZM48 240V241H47ZM50 240V241H49ZM60 240H62V242H60ZM219 240V239H218ZM52 241V242H51ZM74 241V240H73ZM96 241V242H95ZM48 242H51V243H48ZM39 243V244H38ZM62 243V245H61ZM49 244H52L49 245ZM85 244V245H84ZM198 245V242L197 243H194L193 245L197 246ZM200 244V243H199ZM27 245V246H25ZM36 245V246H35ZM42 245H44L43 247H41ZM61 245V247H60ZM84 245V246H83ZM23 246V247H22ZM32 246V247H31ZM35 246V247H34ZM83 246V247H82ZM87 246V247H86ZM92 246V247H91ZM199 246V245H198ZM30 247V248H29ZM53 251H51L52 249ZM69 247H73L75 250H78V249H82L81 251L77 252L78 254L80 253V255H77L74 251L73 248H69ZM33 248H38L36 249V251H34L35 249ZM43 248V249H41ZM49 248H50V251H49ZM84 248L86 250V252L84 251ZM190 248V247H189ZM48 249V250H46ZM74 251L75 255H73L74 253L71 252L70 250ZM191 249H194V247L191 246ZM43 250V251H41ZM62 250V251H61ZM89 250V251H90ZM185 250H187V248H185ZM33 253V255L36 257H34L31 253ZM34 251V252H33ZM48 251V252H47ZM61 251V252H60ZM84 253H83V252ZM29 252V253H27ZM61 253V254H58ZM71 252V253H70ZM83 253V254H82ZM178 252L174 253V255H172L174 258H176L175 254L178 256L180 254H177ZM50 254V255H49ZM55 254V255H53ZM38 255V256H37ZM59 255V256H58ZM60 255L61 257L64 259V257H68L65 263L64 260H62V262L64 261V263H62L61 261H59V263H57L58 261H56L58 258H60ZM182 255V256H181ZM181 257H183L184 255L181 253ZM32 256L33 259H31L30 257ZM45 256V257H44ZM171 256V257H172ZM39 257V258H38ZM51 257V258H50ZM37 258V259H36ZM60 258V260L62 259ZM174 258H171L173 259L174 261L176 259ZM180 258V257H179ZM41 259H43L45 261V263H43V261L41 262ZM37 260V261H36ZM69 260V261H68ZM173 260H170V261H173ZM30 261V262H29ZM47 261V262H46ZM71 261V262H70ZM61 262V263H60ZM176 262V261H175ZM174 262V263H175ZM171 262L168 261V263H164V264H169ZM173 262L171 264H174ZM31 264V263H30ZM80 264V263H78Z\"/></svg>",
    "mask_w": 264,
    "mask_h": 264
}]
</instances>
